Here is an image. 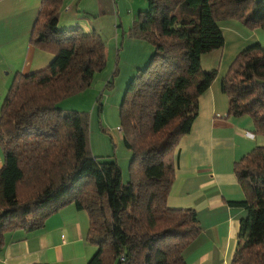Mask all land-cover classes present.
I'll return each instance as SVG.
<instances>
[{
	"label": "trees",
	"instance_id": "obj_1",
	"mask_svg": "<svg viewBox=\"0 0 264 264\" xmlns=\"http://www.w3.org/2000/svg\"><path fill=\"white\" fill-rule=\"evenodd\" d=\"M145 1L125 34L153 52L118 105L120 141L130 152L124 183L114 159L91 155L89 115L56 106L86 92L103 70V38L78 25L59 30L62 0H41L29 41L53 57L46 68L16 73L0 107V245L5 233L41 230L72 204L88 214L85 239L96 248L86 264H186L182 254L199 223L194 210L166 202L174 151L217 74L201 69L200 56L223 49L220 22L264 31V0ZM235 57L221 80L225 120L246 116L254 137L264 138V46L253 43ZM233 170L244 196L228 205L246 217L228 264H264V146L234 161Z\"/></svg>",
	"mask_w": 264,
	"mask_h": 264
},
{
	"label": "crops",
	"instance_id": "obj_2",
	"mask_svg": "<svg viewBox=\"0 0 264 264\" xmlns=\"http://www.w3.org/2000/svg\"><path fill=\"white\" fill-rule=\"evenodd\" d=\"M126 1L128 8L125 12L130 14L125 20L126 28L122 24L123 15L118 17L121 12L118 6L125 0H67L58 22L63 18V24L81 26L83 33L93 32L100 38L102 33L108 34L110 38L103 42L105 66H109L110 58H117L119 50L126 53L125 46L144 48L143 41L123 37L135 21L138 10L142 9L140 6L131 7L135 0ZM40 2L0 0V107L16 73L27 75L46 68L53 57L29 41ZM72 6L74 13H70ZM218 27L223 35V49L200 56L201 69L216 70L217 74L212 85L199 95L198 113L174 151L175 176L166 202L169 209L194 210L199 223L198 237L182 254L186 264L230 262L237 248L238 224L246 217L244 208L228 205L230 201H241L244 196L234 175L233 162L258 145L264 146V138L254 137L251 132L249 118L225 120L227 97L220 88L229 64L242 49L253 43L264 46V31L248 32L231 21L220 22ZM114 28L122 29L119 37ZM137 60L128 55V61L136 63ZM141 64L134 65L132 74L141 68ZM64 101L57 103L58 109L67 108L68 103ZM90 148L93 151L91 145ZM1 157L0 153V168ZM117 163L121 169V164ZM87 229L88 214L77 211L72 204L65 206L47 218L41 230L5 233L0 245V264H86L96 254V248L86 242Z\"/></svg>",
	"mask_w": 264,
	"mask_h": 264
},
{
	"label": "rangeland",
	"instance_id": "obj_3",
	"mask_svg": "<svg viewBox=\"0 0 264 264\" xmlns=\"http://www.w3.org/2000/svg\"><path fill=\"white\" fill-rule=\"evenodd\" d=\"M126 2L127 1L125 0L122 5L119 4L120 6H118V9L121 10L118 17H120V15H123L122 24L125 28L126 17L130 15L129 13H126V8H128ZM145 2V0H135L133 6L131 7L140 6V8H142L141 10L143 11L146 8ZM65 4H67V0H62V5L58 13L59 16L62 15L61 13ZM131 9L132 8L129 7V10ZM74 12L75 8L74 6H72L70 13ZM118 17H116V24L118 23ZM63 20V18H60L58 22L57 19L58 24L56 27H58L59 30H64L68 28L71 29L72 27H76V25L68 26L66 25V23L63 24ZM125 28H123V31L126 30ZM113 30H116V33L119 37L122 29L114 28ZM255 30L256 29L252 31L256 32ZM126 31L124 32L123 37H126ZM84 34L86 35V33ZM101 38H103V40H107L110 37L108 34L102 33ZM143 45L144 48L140 49H137L131 45L127 47L125 46V54H123L122 51L118 49V57L114 60L110 58L109 66H104L102 71L93 74L94 78H92L89 89L86 92H80L79 94L74 95L72 97L69 96L64 101L68 103L67 108L65 110L71 109V111L75 112L83 111V113L89 115L88 144L89 149L92 153L91 155L93 157L98 156L103 159H114L115 162H119L121 164V169L119 168L120 173L122 175L121 179L124 183H126L127 179L129 178V174H127V167L129 165L130 152L122 147L120 141V133L117 132V129L120 127L118 118V105L121 102V97L124 90H126V85L128 84L132 75H134L132 74L135 70L134 65L138 63L140 64L141 62V68H143L148 63V59L150 57L147 56V54L153 52V48H150L144 42ZM112 53H115V51H112ZM128 55H132L133 59H138V62L134 63L128 61ZM146 56L147 58H145ZM114 70L116 75L115 77H113L112 75ZM98 103H100L99 105L101 107V112L98 111ZM90 145L93 147V151H95V153H93V151L91 150ZM123 161L125 162V164Z\"/></svg>",
	"mask_w": 264,
	"mask_h": 264
},
{
	"label": "built area",
	"instance_id": "obj_4",
	"mask_svg": "<svg viewBox=\"0 0 264 264\" xmlns=\"http://www.w3.org/2000/svg\"><path fill=\"white\" fill-rule=\"evenodd\" d=\"M120 130V127L117 129V132Z\"/></svg>",
	"mask_w": 264,
	"mask_h": 264
},
{
	"label": "bare ground",
	"instance_id": "obj_5",
	"mask_svg": "<svg viewBox=\"0 0 264 264\" xmlns=\"http://www.w3.org/2000/svg\"><path fill=\"white\" fill-rule=\"evenodd\" d=\"M118 132H120V130Z\"/></svg>",
	"mask_w": 264,
	"mask_h": 264
}]
</instances>
